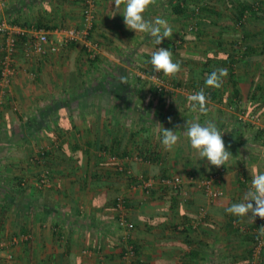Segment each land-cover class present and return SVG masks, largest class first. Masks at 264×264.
Wrapping results in <instances>:
<instances>
[{
	"label": "crops",
	"instance_id": "0c3cea01",
	"mask_svg": "<svg viewBox=\"0 0 264 264\" xmlns=\"http://www.w3.org/2000/svg\"><path fill=\"white\" fill-rule=\"evenodd\" d=\"M89 1L95 3L89 40L101 49L98 60L99 53L82 64L67 58L80 48L82 57L94 50L81 42L45 57L20 53L11 90L0 91L1 264H124L126 244L136 249L130 264H264V249L254 255L261 225L225 211L243 202L253 175L264 172V132L239 118L247 110L264 124V0H157L146 18H165L173 30L160 45L113 17L114 0H7L1 17L58 40L85 27ZM178 2L182 13L174 10ZM250 7L258 11L238 20ZM180 40L173 60L184 68L165 78L159 93L147 61L158 47L172 50ZM1 59L0 51V68ZM217 68L228 71L222 87H206ZM121 75L128 84L118 83ZM200 89L210 99L206 116L187 101ZM193 121L216 123L234 157L220 167L226 172L216 188L224 196L214 200L190 183L220 170L191 148L184 132ZM158 124L178 132L173 151L164 150ZM129 173L153 178L157 189L151 196L132 189ZM43 175L50 186L41 189ZM174 176L184 180L187 197L161 186ZM119 198L135 224L130 232L117 223Z\"/></svg>",
	"mask_w": 264,
	"mask_h": 264
},
{
	"label": "clouds",
	"instance_id": "9594fccd",
	"mask_svg": "<svg viewBox=\"0 0 264 264\" xmlns=\"http://www.w3.org/2000/svg\"><path fill=\"white\" fill-rule=\"evenodd\" d=\"M115 11L113 17L121 15L126 28L137 33L147 34L152 38L155 45H160L165 39L172 38L173 30L168 21L162 17L154 19L146 18V13L157 5V0H114ZM155 73H162L165 77L175 78L181 72V65L174 62L171 50L157 48L151 53V58L147 61ZM228 71L225 68L214 69L207 75L205 86L219 89L223 85V78L227 77ZM157 79L156 76L152 77ZM119 84H128L126 75L119 76ZM193 112L201 115L208 114L210 103L209 97L204 89H200L187 97ZM171 123V119H169ZM161 128V144L165 151H173L180 141L177 131ZM222 132L212 121L204 124L199 122H187L184 135L187 137L191 148L195 150L200 160H207L213 167H226L234 157L226 147ZM225 211L241 220L247 219L250 223H255L257 217L264 220V172H257L253 175L249 190L244 194L243 202L233 203ZM258 232L264 236V227H260Z\"/></svg>",
	"mask_w": 264,
	"mask_h": 264
},
{
	"label": "built area",
	"instance_id": "2783aa9c",
	"mask_svg": "<svg viewBox=\"0 0 264 264\" xmlns=\"http://www.w3.org/2000/svg\"><path fill=\"white\" fill-rule=\"evenodd\" d=\"M7 6V0H0V51L2 53L1 68H0V91L3 95L9 93L11 90V83L17 74V62L20 53L27 59H32L36 57H45L51 54H58L60 50L66 46L68 43H83L84 46L94 47L89 53H91V58H95L98 54L97 46H91L89 37L91 32V25L95 17V3L89 1L83 12L84 21L86 23L83 28H73L65 31V37L61 39H53L51 35L42 29L36 27H20L14 25L13 22L5 17V9ZM249 13H246L243 18H247ZM245 21V19H243ZM189 30H194L190 27ZM156 76L157 79L152 77ZM153 83V87L158 89V91L163 92L165 90L164 78L160 73L152 74L148 77ZM240 121L244 123H252V125L260 127L258 130L264 132V124L261 125V118L252 112L242 111L240 115ZM226 172L224 168H220L215 174L198 179L194 176L190 177V183L194 185L195 189L202 193L206 198L210 200L217 199L224 196V192L221 189L216 188V182L219 180L220 176ZM128 179H130L132 189L141 188L146 195L151 196L157 189V184L153 178H146L143 175H138L136 177L129 173ZM245 182V181H244ZM160 184L163 188L170 190L174 194H183L187 197V193H184V180L180 176L174 177H164L160 180ZM38 186L43 189L50 186V180L46 175L41 176L38 182ZM118 225L125 231L130 232L135 229V224L130 222L127 218L126 211V201L124 198H119L118 204ZM253 224V223H252ZM254 224H260L264 227V220L259 217L256 218ZM253 224V225H254ZM255 232V230H254ZM256 239L254 242V255L260 253L264 249V236H261L256 230ZM124 264H130L131 260L136 256L135 247L126 244ZM4 245L0 243V261L3 259ZM2 250V251H1ZM8 260L13 259V255L9 254L7 256Z\"/></svg>",
	"mask_w": 264,
	"mask_h": 264
},
{
	"label": "rangeland",
	"instance_id": "374dc122",
	"mask_svg": "<svg viewBox=\"0 0 264 264\" xmlns=\"http://www.w3.org/2000/svg\"><path fill=\"white\" fill-rule=\"evenodd\" d=\"M250 14V13H249ZM175 45H176V48L174 49H172L171 51H172V53H175V54H181V51H180V48L183 46V42L180 40V41H178L177 43H175ZM174 45V46H175ZM98 49H97V52L99 53V56L95 59V58H91V53H88V52H86V54L84 53V56L82 57V55H83V52L82 51H80V50H82L83 48H80L79 49V51L77 52V51H75V52H77L76 54H77V57H75V53L73 52V53H67L66 55H68V57L67 58H69V56L71 57V54H72V59H77V60H79V62L82 64V61L84 60H89V61H94V60H92V59H95V60H98V58L100 57V55H101V49L99 48V47H97ZM165 48V47H164ZM131 61H134L136 64H142V63H144L143 62V59L141 58V57H139V58H137V56H135V57H133L132 56V58H130V57H128ZM33 59V58H32ZM183 68H184V66L183 67H181V72H182V70H183ZM180 72V73H181ZM17 73H18V71H17ZM180 73H178V74H180ZM151 74H155V72H152ZM17 75V74H16ZM160 75L164 78V81H165V78L167 79L168 77H165L162 73H160ZM27 77H29V78H31V79H33V80H35L36 79V74H35V72H31V73H29V72H27V75H26ZM147 76L149 77V76H151L150 74H147ZM13 93H15L14 91H12ZM12 93V94H13ZM14 96V95H13ZM6 138L5 137H3V138H1L0 137V142L2 143V140H5ZM1 145V144H0ZM3 173V172H2ZM1 175V174H0ZM0 178H1V176H0ZM3 182V183H2ZM1 184H2V186L0 185V190H3V188L6 186V183H5V181H1ZM4 190H5V188H4ZM1 192V191H0ZM3 195H4V193H2ZM2 251V250H1ZM3 252H4V250L2 251V254H3ZM2 261H3V259H2ZM2 261H0V264L2 263ZM11 261V260H10Z\"/></svg>",
	"mask_w": 264,
	"mask_h": 264
},
{
	"label": "trees",
	"instance_id": "16d2710c",
	"mask_svg": "<svg viewBox=\"0 0 264 264\" xmlns=\"http://www.w3.org/2000/svg\"><path fill=\"white\" fill-rule=\"evenodd\" d=\"M181 8L183 9V8H185V5L184 4H181V3H177L176 4V8L174 9V10H176V12H178V13H182V11H181ZM248 11V13H255L256 11H258V10H256V8H254V7H250L249 9H243L242 10V15L241 16H239V18H238V20H242L243 19V17H244V15H245V12H247ZM175 12V11H174ZM242 18V19H241ZM190 27H193L194 28V30H190L191 32H194V31H196V27L193 25V26H190ZM189 27V28H190ZM174 49L176 48V45L173 47ZM237 56V55H236ZM212 62H214L213 60H212ZM212 62H211V64H212ZM205 66H206V64H204ZM208 66V65H207ZM212 72V71H211ZM211 72H209V74L211 73ZM150 75H152V74H150ZM155 88V87H154ZM156 89V88H155ZM156 91H158V89H156ZM159 93H162V92H160V91H158ZM254 225H256V224H254Z\"/></svg>",
	"mask_w": 264,
	"mask_h": 264
}]
</instances>
